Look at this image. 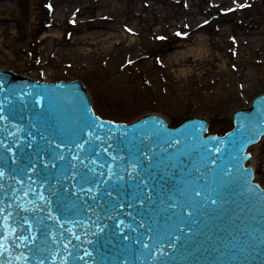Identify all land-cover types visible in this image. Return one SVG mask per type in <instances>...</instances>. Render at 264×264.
<instances>
[{"label": "water", "instance_id": "1", "mask_svg": "<svg viewBox=\"0 0 264 264\" xmlns=\"http://www.w3.org/2000/svg\"><path fill=\"white\" fill-rule=\"evenodd\" d=\"M21 78L0 71V262L9 253L33 264L30 249L49 237L62 250L56 233L75 223L86 237L62 251L69 263L80 254L76 264H96V247L108 244L142 249L149 224L177 249L161 264H264V192L226 156L242 153L239 138L252 142L264 96L226 136L204 137L200 118L108 124L77 82Z\"/></svg>", "mask_w": 264, "mask_h": 264}, {"label": "rangeland", "instance_id": "2", "mask_svg": "<svg viewBox=\"0 0 264 264\" xmlns=\"http://www.w3.org/2000/svg\"><path fill=\"white\" fill-rule=\"evenodd\" d=\"M235 1L248 2L0 0V68L49 81L80 79L93 100L103 95L113 108L121 98L127 117L148 111L176 123L203 115L221 133L228 110L264 92V0L219 14ZM203 19L210 22L198 26ZM178 29L189 33L179 39ZM232 38L236 55L228 52ZM108 106L96 110L120 120Z\"/></svg>", "mask_w": 264, "mask_h": 264}, {"label": "bare ground", "instance_id": "3", "mask_svg": "<svg viewBox=\"0 0 264 264\" xmlns=\"http://www.w3.org/2000/svg\"><path fill=\"white\" fill-rule=\"evenodd\" d=\"M197 50H203V48H197ZM250 83L246 82V87H249ZM106 97H103V95H100L99 97L96 98V100H92L93 101V107H94V110L98 113L99 111L96 110L98 107H99V104H101L102 106H108V103L109 101H106L105 99ZM117 100H120L118 101L117 105H113L111 107H107L108 110H106L107 112L109 113H112V114H115L116 116H118L120 120H123V121H132L134 119H137L138 117H140L141 115H143L144 113H148V111H143V112H136L134 114H132L131 116L127 117L126 114H125V110H124V106L123 104L121 103L122 100L121 98L117 99ZM229 111V117H228V120L225 124V129L224 130H227V129H230L231 128V125H232V112L231 110H228ZM100 113V112H99ZM101 115V114H100ZM107 117V116H105ZM213 132V131H212ZM264 139V138H263ZM263 141V140H262ZM250 153H251V156H254L252 162L250 163L251 165L253 166H256V170H255V173L257 174V177L255 179V181H260L259 184H261L264 188V178H260L259 175H261L263 172H264V143L263 142H260V144L255 147V148H252V149H249Z\"/></svg>", "mask_w": 264, "mask_h": 264}]
</instances>
